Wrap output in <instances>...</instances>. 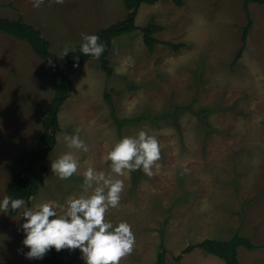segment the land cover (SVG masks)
Segmentation results:
<instances>
[{
  "label": "rangeland",
  "instance_id": "rangeland-1",
  "mask_svg": "<svg viewBox=\"0 0 264 264\" xmlns=\"http://www.w3.org/2000/svg\"><path fill=\"white\" fill-rule=\"evenodd\" d=\"M248 10L251 28L233 62L247 22L243 0L142 2L135 24L161 25L155 36L180 47L158 43L150 52L137 28L113 39L110 76L93 56L73 68L56 143L28 175L39 184L28 208L52 202L60 211L68 197L82 194L87 167L110 174L109 147L144 130L159 141V167L151 177L142 170L116 177L124 189L119 206L106 213V220L127 222L135 235L133 252L120 264H156L162 237L164 264H225L201 247L174 257L187 244L228 239L236 230L258 245L238 246L241 264H264V2H251ZM125 14L122 0H44L39 8L33 0H0V16L34 25L59 56L81 47V33L95 35ZM55 69L26 41L0 32V201L17 171L15 155L40 136ZM76 128L88 152L67 147L64 136ZM69 151L79 168L62 180L51 160ZM24 207L15 216L0 212V264H44L24 255L30 250L22 243ZM62 254L71 264H86L79 249Z\"/></svg>",
  "mask_w": 264,
  "mask_h": 264
},
{
  "label": "clouds",
  "instance_id": "clouds-1",
  "mask_svg": "<svg viewBox=\"0 0 264 264\" xmlns=\"http://www.w3.org/2000/svg\"><path fill=\"white\" fill-rule=\"evenodd\" d=\"M54 2L63 4L64 0ZM43 3L44 0H33V7L39 8ZM81 37L80 50L84 55L99 58L105 51V45L99 43V36L81 33ZM80 131L76 128L75 135L66 134L64 141L69 149L88 152L87 144L79 136ZM160 158L158 139L141 130L135 137L126 136L109 147L105 160L110 161V174L87 167L82 173V194L68 197L60 211L52 202L27 208L23 199L5 196L0 201V212L24 207L23 219L26 222L22 224L25 233L22 243L30 249L24 254L27 259H42L52 248L57 252L79 249L86 264H120L133 252L136 241L127 222L113 225L106 220L108 210L119 206L124 189L123 181L116 177L136 170H142L151 177L153 167H159L157 162ZM50 167L52 173L65 180L77 173L79 161L69 151L51 160Z\"/></svg>",
  "mask_w": 264,
  "mask_h": 264
},
{
  "label": "trees",
  "instance_id": "trees-1",
  "mask_svg": "<svg viewBox=\"0 0 264 264\" xmlns=\"http://www.w3.org/2000/svg\"><path fill=\"white\" fill-rule=\"evenodd\" d=\"M122 1L126 9L125 17L107 26L99 28L95 33V35L100 38L99 43L105 45V51L99 58L96 59L106 76H110L113 72L109 59L112 41L115 37L121 35L122 33L131 32L137 28L140 29L144 44L150 52L158 43H163L169 46L171 45V47L175 50L181 45V43H173L158 39V37L155 36V33L160 31L162 26L157 23L148 22L144 26L140 27L135 24V16L139 5L142 2L152 3L155 0ZM173 2L177 5L183 4V0H173ZM251 2L262 3L264 0H243V7L246 11L247 22L242 26L241 45L235 54L233 62L241 56L246 45V37L252 24V19L248 10V6ZM0 32L11 35L19 40L26 41L30 45L33 52L46 64L56 65V69L50 76V87L53 93L52 97L44 109H41L43 118L40 136L37 138V143L33 148H23L15 155L14 161L17 166V171L10 178L5 189L8 197H11L12 199H23L25 201V207L28 208L30 197L36 193L39 187L38 182L35 179L30 178L28 175L33 170L34 166L38 164L54 147L56 143L55 136L59 130L58 112L72 89L71 75L73 68L78 63L87 61L91 55H84L80 50L81 47H75L63 56L56 55L50 50V42L43 37L41 31L31 23L26 22L22 17L8 18L0 16ZM104 96L105 99L111 103L107 92H104ZM157 117L160 118L161 116H146V118L153 120ZM143 118L144 117L140 115L132 120L138 122ZM17 211L18 210L13 211L9 209L8 213L15 216ZM163 239L164 238L162 237L159 242L156 264H164L166 260V245ZM238 246H244L245 248L252 250L258 245L255 244L248 236L241 234L239 230H237L228 239L206 237L195 243L187 244L183 249H181L180 253L174 257V259L179 261L184 253L190 252L195 247H201L204 251L222 258L225 261V264H241L237 255ZM62 250L59 252H57L55 248L49 250L42 258L43 263L71 264L70 261L63 257Z\"/></svg>",
  "mask_w": 264,
  "mask_h": 264
},
{
  "label": "crops",
  "instance_id": "crops-1",
  "mask_svg": "<svg viewBox=\"0 0 264 264\" xmlns=\"http://www.w3.org/2000/svg\"><path fill=\"white\" fill-rule=\"evenodd\" d=\"M236 231H237V230H236ZM236 231H235V232H236ZM231 236H232V235H231Z\"/></svg>",
  "mask_w": 264,
  "mask_h": 264
}]
</instances>
